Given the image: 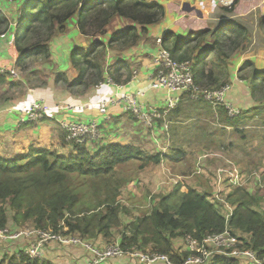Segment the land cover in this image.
<instances>
[{
    "label": "trees",
    "instance_id": "16d2710c",
    "mask_svg": "<svg viewBox=\"0 0 264 264\" xmlns=\"http://www.w3.org/2000/svg\"><path fill=\"white\" fill-rule=\"evenodd\" d=\"M27 2L22 18H30L31 23L23 34L17 27L14 37V45L20 58L29 55L48 58L47 36L55 25L60 24L59 29L63 30V23L74 15L79 31L85 35L104 34L106 26L116 17L130 22L126 29L114 32L106 44L96 40L87 50H72L70 60L77 71V78L68 81L63 72H58L55 80H60L73 89L93 87L104 82L106 47L109 46V49L118 54L132 49L144 38L148 27L159 23L165 14L162 4L146 0ZM8 25L7 17L0 10V34L7 30ZM259 25L264 29V16ZM170 35L167 33L162 37L164 48L176 60L192 61L194 84L211 88L229 83L224 63L233 51L244 49L249 41L248 29L231 22L214 30L205 29L189 34L183 40L176 36L170 39ZM207 37L213 41L204 53L207 57L210 52L216 56L210 58L207 69L203 71V58L200 59L201 54L195 53ZM253 75L254 81L250 85L252 95L255 94L258 80L264 82V70H255ZM8 76V70L0 71V84L5 83ZM110 76L117 78L116 75ZM130 77V72H127L121 82H126ZM19 85L18 82L9 84L10 87ZM263 108L264 104L253 106L239 116L241 119L254 117ZM176 110L177 108L172 109L169 113ZM239 116L230 118L225 115V125L234 127ZM169 119L170 117L167 118L168 121ZM156 121L161 123L160 119ZM195 126L200 128V125ZM237 128L232 130L236 132ZM64 135L62 130L60 140L66 144ZM67 144L72 146V153L69 155L35 148L12 159L0 155V228L10 225L14 228L33 226L35 229H51L72 236L108 237L111 235V228L121 226L119 214L122 206L118 197L120 186L126 180L114 179L116 167L132 161L138 162V169H142L150 163L159 164L162 160H181L184 154L177 149L168 154L150 153L131 144L118 143L99 146L97 151L91 153L86 144ZM254 175L259 184L261 175ZM174 183L172 190L160 195L149 212L125 223V230L121 233L119 231V244L122 247L134 246L142 251L163 253L173 262L180 263L188 252L182 246H173L175 238L190 235L199 239L208 232H221L227 228L233 236L234 233L247 235V238L235 236L245 248L258 253L264 251V213L256 207L260 198L255 192L251 193L242 184L230 186L223 196L224 202H220L213 195L199 192L181 179ZM63 228L66 230L63 231ZM14 263L51 264L49 261L31 259L22 252L17 260L14 259ZM237 263V259L228 258L216 259L213 264Z\"/></svg>",
    "mask_w": 264,
    "mask_h": 264
},
{
    "label": "crops",
    "instance_id": "0c3cea01",
    "mask_svg": "<svg viewBox=\"0 0 264 264\" xmlns=\"http://www.w3.org/2000/svg\"><path fill=\"white\" fill-rule=\"evenodd\" d=\"M146 1L162 4L165 9L164 17L159 23L148 27L144 38L132 49L118 54V52L109 49V46L106 47L103 63L104 81L110 79L111 82L102 86L76 87L70 90L67 85L65 86V83L60 80L56 82L55 79L58 72H63L68 81H74L77 78V71L73 68L70 60L72 50L75 48L87 50L96 40L106 44L114 32L126 29L130 22L124 18L116 17L106 26L104 34L85 35L79 31L76 15H74L63 23V30L59 29L60 24L55 25L50 35L47 36L48 58L41 59L37 55L20 58V54L14 45V37L24 20L22 16L25 13L28 2L27 0H0V10L9 21L7 30L0 34V70H8L9 72L14 70L16 73V77H12L10 73L7 81L0 84V155L4 158L12 159L34 148L49 149L63 155H69L72 153V146L67 143L64 144L60 140L62 131L60 121L86 122L92 120L97 123L99 138L88 147L91 153L97 151L99 146H104L108 143L131 144L150 153L160 152L158 149L167 145L169 149H177L184 153L182 160L171 161V163L168 160H164L165 162L148 168L154 171L147 172L146 175L152 174L153 177H156L161 174V177L163 175L167 177L166 172L168 171L166 168L164 169V164L173 168L180 163L179 166L182 167L186 155L185 152L189 151L185 147L187 145V147L191 148V139L189 138H191V134L196 133L189 132V127L196 129V126L195 122H193L192 125L187 127L179 120L178 110L181 105L188 104L191 106L192 111L195 109V115L199 116V120L201 119L200 116H204L201 115L203 109L206 110V114L209 113L212 116L217 112H214L211 106L204 101L194 102L183 96L181 104L167 121L166 130L162 126L163 121L161 123L159 121L155 122V128L149 130L144 121L126 110L123 96L127 94L136 95L137 104L142 112H148L155 108L161 110L165 104L167 91L164 88H155L151 85L154 70L152 56L158 49L156 38H162L164 34L170 33V39L176 36L179 40H183L189 34L205 29L214 30L231 22V24L245 26L249 31L248 44H253L260 39L259 34L261 31L258 26L260 19L264 16V0H228L229 3L232 1L230 5L221 0ZM28 20L27 23H31V19L28 18ZM212 41L211 38L207 37L200 47L196 49L195 54L202 55L212 45ZM258 49L259 53L262 54V50ZM211 53H208V55H211ZM235 53L227 58L224 63L228 73V82L231 83V87L225 97L227 101L239 106L243 112L256 106L250 85L254 81L253 74H255V70H264V61L260 62L261 60L254 59L255 52L250 49L246 50L240 58H232ZM204 58L202 61L203 71L207 69L208 61L210 60L208 57ZM247 60L254 61V65L256 63L258 67L255 66L251 70V73H253L251 76L239 78L237 74L239 75V72L242 71L241 66ZM32 62L37 63L28 73L40 71L42 80L36 78L38 82L34 79L35 77L26 74L27 66L29 67ZM127 72H130L131 77L126 82H121ZM110 75H116L117 78L113 79ZM13 82H18L20 85L18 87H10L9 84ZM21 89L22 92H20ZM14 90L17 92L15 93ZM38 98L43 99L50 106L48 115L36 124L25 122V120L22 121V110L24 107L30 100ZM105 98H112L114 102L107 105L105 114H101L99 113L98 105ZM56 105L59 108H56ZM64 106L66 107L64 108ZM180 129L183 132L181 138L175 141L171 140L169 137L170 132L172 135V132ZM175 142L178 143L176 146H174ZM151 145H154L155 150L148 148ZM220 150L214 158L203 159L204 155H206L204 153L198 155L195 162L196 165L200 163L205 168L207 167L206 160L216 159L221 161L219 156H222L221 153L227 152V149ZM167 153L168 151H166ZM224 156H226V153ZM205 174L207 173L205 172ZM175 175H178L177 178L179 179L183 178L180 177L178 172ZM186 183L199 192L206 187V183L197 184V180H191ZM150 186L151 189L157 188L154 183ZM208 186L211 187V190L213 189L212 179L208 182ZM247 190L250 191L251 188L248 187ZM9 228H13L12 225ZM241 236L247 238V236ZM102 238V235H98L91 238V240L102 246L105 243ZM33 240L34 236H31L20 241H26L28 246ZM0 243L3 242L0 241ZM2 245L4 247L7 246L6 244ZM43 256L51 264H86L90 257V252L82 246L50 243L42 249ZM102 264L137 263L126 256L123 258H108Z\"/></svg>",
    "mask_w": 264,
    "mask_h": 264
},
{
    "label": "rangeland",
    "instance_id": "374dc122",
    "mask_svg": "<svg viewBox=\"0 0 264 264\" xmlns=\"http://www.w3.org/2000/svg\"><path fill=\"white\" fill-rule=\"evenodd\" d=\"M231 2L229 3V5L231 4ZM32 10L33 12L35 11V9H32ZM23 18L24 20L20 25L21 34L24 33L27 26L30 24V23L29 24L27 23V21H29L27 17H23ZM258 27L261 31V33L259 34L260 35L259 41H256L253 44L252 43L247 44L244 49H238V50L233 51L229 55V57L234 52H236L232 58H236V57L240 58L242 57V54L246 52V50L250 49L251 51L255 52L254 59L261 60L260 62L264 61V50H263L264 49V29L260 25ZM258 48L262 50V54L259 53ZM213 55L216 56V54L211 53V55H208V58L209 59L211 57L213 58ZM204 57L207 58V55L205 53L200 55V59ZM36 63L37 62H32L29 64V67L27 66L26 74L31 75L32 77H35L34 78L35 80L36 78L42 80L40 77V71L37 70L35 72H31V74L28 73L30 69H33ZM197 64L199 65L201 64V62ZM255 66L258 67L256 63L254 65V61H251V60L245 61L241 66L242 71L239 72V75L237 74V76L239 78L240 77L247 78L251 76L253 74L251 73V70ZM36 82H38V80H36ZM227 84H230L231 86L230 82ZM65 86H66V83H65ZM67 88L71 90V88H69L68 86ZM201 88L217 89V88H211V87H201ZM14 92L16 93L17 91L14 90ZM20 92H22V89L20 90ZM254 92L255 94L252 96L254 98L255 105L256 106L263 105L264 104V82L263 81L258 80V85ZM191 101H194V102L201 101L202 102L204 100L197 99V100H191ZM204 102L207 103L206 101ZM180 104L181 102L178 105ZM178 105H176L172 109L178 108L177 107ZM24 108H26V106ZM172 109H167L165 104H164V107L161 109L162 119L160 120L163 121L162 126L165 130H166V127L164 124L166 125L168 124L167 118L171 117L172 113L170 114L169 111ZM211 109H213V111L217 113L212 116L209 113L206 114V110L203 109V111L201 112V115H204V116H200L201 119L199 120L198 119L199 116L195 115L196 114L195 109L194 111H192L191 106L188 104L181 105V108L178 110L179 120L183 122L184 125L187 127H189V125H192V123L195 122V125H200V128L195 129V128H192L191 126L189 127L190 128L189 132L191 133L196 132V133L191 134L190 136L191 138H189L191 139L190 140L191 148L187 147V145L185 147L189 151L185 152L186 155L184 158V162L182 163L180 161L182 163V167L179 166L180 163L178 164V166H174L173 168H171L170 166H167V164H164L163 166L164 169L166 168V170L168 171L166 172L167 177L166 175L165 176L163 175V177H161V174L156 177H153L152 174L146 175L147 172L154 171L148 168L155 167L157 164L150 163L144 168L138 169L137 167L138 162L131 161L126 164L117 166L113 174L114 179L123 178L126 180V181L122 180L125 183L121 184L120 195L118 197V201L119 203H121V206H122V209H120V214H119L121 226H117V227L115 226L111 228L110 229L111 235H109L108 237L102 236L103 237L102 239L105 242L104 245L102 246L93 242L91 238H88L85 236L82 237L80 235L78 237H80L82 241L88 244H91L97 249H102L107 244L119 242V236H120L119 234L123 230H125L124 228L125 223L135 219L137 216H141L142 214L149 212L151 208L153 207L154 203L158 200V197L160 195L168 194L172 190L173 185L175 184L174 180L175 182L179 180V178H177L178 175H175L177 174V172L180 173V177H183L181 178V180L185 184L186 182L191 181V180H197V184L206 183V187L202 188L201 192H206L208 193V195L209 194L214 195L216 194V186H215L213 177L216 174V170L221 167H225L228 169L235 168L237 171H233L232 175H230L229 181L231 179V181L233 182L232 183L230 181V183L234 184L238 182V180L241 178L239 181L240 182L239 185L242 184V186H246V188L248 187L251 188L250 192L251 193L255 192L258 195V197L260 198V201L258 205H256V207L259 208L264 213V108L258 115H255L254 117H248V118L243 117V119H241V116H239V120L236 121L235 123L236 125H234V127L244 128V129L237 128L236 132L232 130V128L234 127L230 128L225 125L226 124V120H225L226 113H225V109L222 106H216L214 108L211 106ZM191 118L193 119V121ZM68 121H74V120H68ZM146 126H147V129L151 130L155 128L156 123L152 127H149L147 124ZM182 133L183 132L181 131V129L177 130L176 132H172V135L170 132L169 137L171 138V140L175 141L181 138ZM94 141H90L86 143V145L90 147V144H93ZM177 144L178 143L175 142L174 146H176ZM148 148L155 150L154 145L148 146ZM220 149H223V150L227 149L226 150L227 152H225L226 156H224L225 153L223 152L221 153L222 156H219L220 158L216 157V158L221 159V161L216 160V159H212L209 161L206 160L207 167L205 168H203V166L200 163L199 165H196L195 162H196V158L198 157V155H201L204 153L206 155H204V157L201 156L203 157V159L204 158L206 159L208 157L214 158L216 155H218V152L221 151ZM159 150L161 154H166V151H168V153H171L175 149L173 150L172 148L169 149L168 146L165 145V146H161V148L158 149V151ZM162 162H165V161L162 160ZM205 172L207 174H205ZM254 173H259L261 175V180L259 184H258V181L255 180L256 176L254 175ZM227 176H229L228 173L222 175L221 177L222 186L225 185V179ZM211 179L213 181L212 190H211V187L208 186V182H210ZM153 183H154V186L157 188L151 189L150 185ZM127 194H129L130 197ZM26 227L28 228H23V227L9 228L7 227V229L10 232H16L19 230H27V229L28 231L35 230L33 226H26ZM39 230L49 231L50 229H39ZM241 235L247 236L244 233H240V234L234 233V236L238 238H246V237H242ZM31 236H33V234L27 235V236H19L15 239H7L4 241H1L3 243H0V264H16L14 263V259L17 260L18 256L20 255V252L24 253L25 249L29 248V245L33 244L34 242L33 240L27 246L26 241H20V240L26 239ZM74 236H77V235H74ZM50 243L60 245L55 242H50ZM2 244H6L7 246L4 247ZM73 246L81 247V245H73ZM173 246L176 248H180L182 246L184 250V246H185L184 238L183 237L175 238L173 240ZM124 248H129V247H124ZM147 251L152 252L149 250ZM36 260H39V262L46 261L45 257L44 256L42 257V255L40 259H36ZM237 261H238L237 264H241L239 260ZM175 263H178V262H175ZM57 264H60V263H57Z\"/></svg>",
    "mask_w": 264,
    "mask_h": 264
},
{
    "label": "built area",
    "instance_id": "2783aa9c",
    "mask_svg": "<svg viewBox=\"0 0 264 264\" xmlns=\"http://www.w3.org/2000/svg\"><path fill=\"white\" fill-rule=\"evenodd\" d=\"M221 1L229 3L228 0ZM156 43L158 49L152 56L154 70L151 78V85L155 88L166 89L167 96L165 99V106L167 109L174 108L182 101L183 96H185L192 100L202 99L213 108L222 106L225 109L227 117L230 118L238 117L242 113V109L239 106L226 100L225 95L231 87L230 84H224L217 89H207L196 86L193 80L192 61H179L174 59L169 51L162 45L161 37L156 38ZM10 73L12 77H16L14 70H10ZM110 82V79H106L104 82L100 83L99 86ZM123 97L126 110L144 121L149 127H152L157 119H162V113L159 109L155 108L148 112H142L140 106L137 104L136 95L127 94ZM113 102L114 100L112 98L102 99L98 105L99 113L105 114L107 105ZM65 107L66 106H64V108ZM56 108H59V106L56 105ZM49 109L50 106L46 104L43 99H32L28 102L26 108L22 110L23 117L21 120L36 124L45 119ZM164 125L167 128V125ZM60 127L65 133L64 140L70 144H86L99 138L97 123L92 120L86 122L64 120L60 121ZM233 171L237 170L235 168L228 169L225 167L216 170L214 176L216 194H214L213 197L220 202H224L223 196L230 186L240 184L239 181L241 178L238 180L239 183L236 182L237 184L230 183L231 179L229 181V177L232 175ZM226 173H228L229 176L226 177L225 185L222 186L221 177ZM228 216L229 214L226 216V221ZM65 230L66 228H63V231ZM31 234L34 236V242L24 251V254L31 259H40L44 246L50 242H55L60 245L83 246V248L90 252V257L86 264H102L108 258H122L125 256L135 260L137 264H213L216 259L228 258L237 259L241 264H264V251L258 253L252 249L245 248L241 245V241L233 236L227 228L221 232H208L199 239L187 235L184 238V250L188 252V255L181 263L173 262L168 255L163 253L142 251L134 246L124 248L119 242L107 244L102 249H97L91 244L82 241L78 236L55 232L51 229L49 231L39 229L28 231L27 229L10 232L7 227H3L0 228V241Z\"/></svg>",
    "mask_w": 264,
    "mask_h": 264
}]
</instances>
